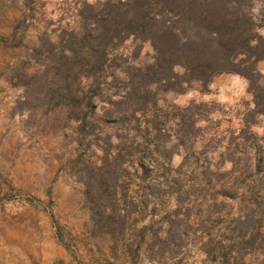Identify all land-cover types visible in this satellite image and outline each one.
Here are the masks:
<instances>
[{"label": "rangeland", "instance_id": "rangeland-1", "mask_svg": "<svg viewBox=\"0 0 264 264\" xmlns=\"http://www.w3.org/2000/svg\"><path fill=\"white\" fill-rule=\"evenodd\" d=\"M102 1L0 0V264H264V115H250L244 76L158 89L156 106L112 118L109 97L154 60L149 41L129 37L110 51L82 128L31 76L35 51L64 45L84 2ZM257 68L264 84V59ZM117 151L132 203L113 238L94 229L79 173Z\"/></svg>", "mask_w": 264, "mask_h": 264}, {"label": "trees", "instance_id": "trees-1", "mask_svg": "<svg viewBox=\"0 0 264 264\" xmlns=\"http://www.w3.org/2000/svg\"><path fill=\"white\" fill-rule=\"evenodd\" d=\"M83 5L82 26L69 30L61 47L50 40L43 43L46 49L35 51L43 57L42 67L31 73L56 107L69 109L78 128L95 107L91 88L108 65L110 51L129 37L149 41L154 60L132 68L122 92L109 97L106 115L130 120L137 110L156 106L158 89L183 92L194 79L207 89L214 76L226 72L247 79L250 115H264V84L257 68L264 59V0H104ZM84 77L92 80L85 91L80 88ZM119 105L127 107L121 112ZM143 144L137 145L143 149ZM135 162L143 166L140 159ZM82 164L79 178L94 229L113 238L123 235L132 202L120 189L118 151L104 152L99 162L83 159Z\"/></svg>", "mask_w": 264, "mask_h": 264}]
</instances>
